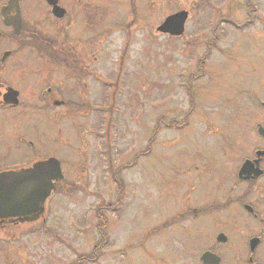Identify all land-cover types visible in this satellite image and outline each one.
Here are the masks:
<instances>
[{
    "label": "rangeland",
    "instance_id": "374dc122",
    "mask_svg": "<svg viewBox=\"0 0 264 264\" xmlns=\"http://www.w3.org/2000/svg\"><path fill=\"white\" fill-rule=\"evenodd\" d=\"M134 1L136 19L127 26L129 0H96L97 32L82 37L86 49L89 38L97 46L92 91L98 110L82 120L93 147L77 170H65L43 220L0 229V264H73L80 256L81 264H185L218 224L188 209L205 207L217 195L210 174L225 167V156L234 158L226 143L244 132L230 113L241 103L240 88L264 71V37L217 27V47L206 57L214 15L207 0ZM233 4L224 0L219 16L237 19ZM181 9L189 12L182 36L155 31ZM66 128L62 134L69 136ZM29 134L44 140L45 151L56 152L63 164L78 158L69 146L54 147L58 133L52 126ZM112 176L125 184L117 211L100 209L118 200ZM100 217L107 241L89 261L99 244Z\"/></svg>",
    "mask_w": 264,
    "mask_h": 264
},
{
    "label": "flooded vegetation",
    "instance_id": "af4514ba",
    "mask_svg": "<svg viewBox=\"0 0 264 264\" xmlns=\"http://www.w3.org/2000/svg\"><path fill=\"white\" fill-rule=\"evenodd\" d=\"M229 1L234 2L231 10L237 19L219 16L224 0L221 4L207 0L214 15L208 24L206 57L217 47V27L228 24L234 31L254 30L264 37L263 0ZM240 5L246 8L245 14L239 11ZM128 9L130 26L136 19L134 0H129ZM99 10L96 0H0V173L55 157L64 175L67 168L77 170L86 161L93 144L85 140L87 128L82 120L97 114L92 90L98 75L92 69V61L97 59H92L95 40L89 38L86 49L82 37L97 32ZM239 94L241 103L230 114L244 133L233 144L226 143V148L234 147V158L225 156V167L210 174L218 192L206 204L209 209L202 203L188 209L192 215L203 213L218 224L185 264H264V71L240 88ZM41 126L54 127L58 133L54 147L69 146L78 158L63 164L56 152L45 151L47 143L35 142L29 134ZM65 126L69 136L62 134ZM72 135L76 136L73 145ZM38 137L44 139L46 133L40 130ZM109 168L113 169L111 161ZM63 182L56 181L55 190ZM32 222L0 217V229Z\"/></svg>",
    "mask_w": 264,
    "mask_h": 264
},
{
    "label": "water",
    "instance_id": "95a60500",
    "mask_svg": "<svg viewBox=\"0 0 264 264\" xmlns=\"http://www.w3.org/2000/svg\"><path fill=\"white\" fill-rule=\"evenodd\" d=\"M54 6V11H56ZM61 15V14H58ZM187 12L178 11L167 16L156 30L172 36L184 31ZM63 177L60 163L55 158L36 162L19 171L0 173V217H19L27 221L44 211L46 198L54 189V181ZM205 254L202 255V258Z\"/></svg>",
    "mask_w": 264,
    "mask_h": 264
},
{
    "label": "trees",
    "instance_id": "16d2710c",
    "mask_svg": "<svg viewBox=\"0 0 264 264\" xmlns=\"http://www.w3.org/2000/svg\"><path fill=\"white\" fill-rule=\"evenodd\" d=\"M117 191H118V200L117 201H120L121 200V197H122V190H123V184L120 180H117ZM117 203V202H116ZM116 203H114V207L116 205ZM103 208H110V206H102L100 209H103ZM97 211H99V207L97 209ZM106 225V221L105 220H102V218L100 217V221L98 222V227H99V231H100V239H99V244H97L94 248V257L93 258H87L89 261H95L97 259V252L96 250L98 248H100L101 245H103V243H105L107 241V236L104 232L105 230V226ZM81 259H82V256H80L73 264H81Z\"/></svg>",
    "mask_w": 264,
    "mask_h": 264
}]
</instances>
